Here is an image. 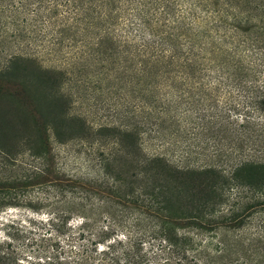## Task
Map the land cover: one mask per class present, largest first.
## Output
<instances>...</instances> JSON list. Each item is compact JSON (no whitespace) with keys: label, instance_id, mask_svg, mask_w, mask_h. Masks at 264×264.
Wrapping results in <instances>:
<instances>
[{"label":"rangeland","instance_id":"rangeland-1","mask_svg":"<svg viewBox=\"0 0 264 264\" xmlns=\"http://www.w3.org/2000/svg\"><path fill=\"white\" fill-rule=\"evenodd\" d=\"M164 4L173 9L166 19L153 11ZM236 12L247 21H234ZM190 13L224 17L233 43L210 24L194 38L201 49L187 52L168 28L181 18L192 23ZM166 21L168 28L158 24ZM151 33L158 44L133 48ZM240 39L264 48V0H0V248L9 239L18 258H34L45 245L32 239L48 234L40 220L51 216L50 204L57 200L62 211L64 196L82 194L56 178L101 186L116 178L130 194L125 208L96 196L119 210L109 209L114 217L157 222L140 214L144 199L163 207L159 216L174 222L168 231L183 239L185 254L210 264H264V145L258 151L243 142L241 128L214 117L188 84L208 81L216 64L230 68L227 49ZM172 46L179 60L204 64L182 79L142 65L169 57L155 49Z\"/></svg>","mask_w":264,"mask_h":264},{"label":"trees","instance_id":"trees-1","mask_svg":"<svg viewBox=\"0 0 264 264\" xmlns=\"http://www.w3.org/2000/svg\"><path fill=\"white\" fill-rule=\"evenodd\" d=\"M68 3L71 0H67ZM73 2V1H72ZM157 4V3H156ZM76 9L75 5H72ZM153 8L155 15L166 19L173 14V10L167 4ZM217 14V13H216ZM192 23L187 22L185 18L175 20L176 26L168 28L174 31L177 36L183 37L186 43L187 52L196 54L197 50L194 47V38L198 35H204L209 32L210 24L214 27L215 33L220 32V37L224 42L229 38V44L234 41V35L226 34L228 30L222 23L225 18L218 16L209 21L204 19L199 20L195 13H190ZM141 18L144 16L141 14ZM156 16V18H157ZM71 18V17H70ZM177 18V16H176ZM231 18L237 22H245L246 18L240 16L237 12L232 14ZM146 23V20H141ZM166 25V26H165ZM229 28L233 26L238 29L237 25L228 24ZM174 28H176L174 30ZM190 33L188 34V31ZM171 33V34H172ZM151 39L145 40L143 43L133 44V48H144L150 50L152 45L159 43V36L149 34ZM156 37V38H154ZM255 41L256 40H252ZM237 42V41H236ZM245 40L240 39L235 46H229L227 56L231 60L230 68L225 65L216 64L213 77L205 82L202 80L188 83L185 78V83L189 84L191 89H195L202 93L201 101L205 99L208 106L213 110V116H219L226 120L229 125H237L241 129L240 132L242 141L249 142L252 145H258V151L264 145V82L258 83L260 72L264 71V48L255 46L254 43L243 44ZM219 43V42H218ZM219 49V47H215ZM159 52H170L169 57L164 58L163 53L157 58H152L142 65L155 68V65L163 73L176 70L179 73V78L182 79V73L187 68H191L189 76H193L194 68L202 66L204 63L198 62L197 58L180 59L177 56L180 50L176 47L168 49L156 48ZM212 49L211 51H214ZM239 51V52H236ZM238 59L234 60L235 54ZM245 53V54H244ZM188 54V53H187ZM139 71L150 72L145 68ZM212 79V81H211ZM256 82V83H255ZM233 89V90H231ZM229 97L230 93H233ZM226 94L227 97L220 99L218 94ZM218 109L223 110V114L217 113ZM257 150V149H256ZM116 182V178L113 180ZM101 186L100 181L84 182L77 179L56 178L57 186L69 188L72 192L79 189L81 196L75 197L64 196L65 209L58 210V201L54 200L51 203L49 218L40 220L48 234L33 237L32 245L37 241L45 243L44 246L37 245V253L34 258L24 255L23 258H18L19 252L11 249L13 246L8 239L4 248H0V263L2 264H190L194 261L195 264H210L206 262L204 256H189L185 254L183 239L181 237L172 236L168 231L169 226L174 224L171 219L160 217V209L163 207H153L144 203V199H140L138 208L140 214L147 213L150 217L154 214L156 221L149 223L147 217H129L118 219L109 211H119L111 206L105 207L102 202H97L101 198L108 200H116L124 208L127 206L129 193H125L114 182ZM105 184V183H103ZM47 191V190H46ZM45 194V191H42ZM49 191H47V195ZM54 198V196H53ZM92 198H96L93 201ZM76 199V200H75ZM131 202V201H129ZM126 203V204H125ZM137 203V202H135ZM128 208V207H127ZM78 219L73 220V215L79 214ZM84 212L88 214H84ZM155 227L157 229H155ZM45 232V233H46ZM43 234V233H42ZM182 245V246H181ZM188 245V244H186Z\"/></svg>","mask_w":264,"mask_h":264}]
</instances>
